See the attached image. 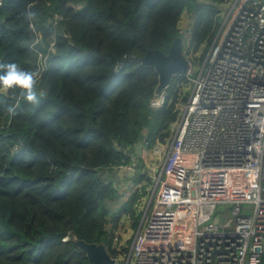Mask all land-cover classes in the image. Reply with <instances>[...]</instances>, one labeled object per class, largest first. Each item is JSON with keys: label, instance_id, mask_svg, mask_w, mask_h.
<instances>
[{"label": "trees", "instance_id": "16d2710c", "mask_svg": "<svg viewBox=\"0 0 264 264\" xmlns=\"http://www.w3.org/2000/svg\"><path fill=\"white\" fill-rule=\"evenodd\" d=\"M230 1H1L0 63L38 69L44 98L35 106L0 90V264H91L74 240L125 263L124 234L137 231L148 195L134 147L170 138L190 84L172 76L165 104L150 109L159 75L141 59L181 37L186 60L201 65ZM25 9L37 12L31 23L17 18ZM131 157L134 175L121 179L139 186L112 210V171Z\"/></svg>", "mask_w": 264, "mask_h": 264}, {"label": "built area", "instance_id": "2783aa9c", "mask_svg": "<svg viewBox=\"0 0 264 264\" xmlns=\"http://www.w3.org/2000/svg\"><path fill=\"white\" fill-rule=\"evenodd\" d=\"M193 73L189 64L170 138L141 141L149 198L125 264H260L264 254V0L226 5Z\"/></svg>", "mask_w": 264, "mask_h": 264}, {"label": "water", "instance_id": "95a60500", "mask_svg": "<svg viewBox=\"0 0 264 264\" xmlns=\"http://www.w3.org/2000/svg\"><path fill=\"white\" fill-rule=\"evenodd\" d=\"M141 62L145 65L152 66L158 73L157 93L168 86L172 76L184 75L189 69V64L182 53L181 37L174 39L166 54L158 50L148 51L141 59ZM141 152L142 144L138 142L134 147V153L136 156H140ZM112 175L116 178H128L134 175V170L121 168L119 170H113ZM74 242L79 250L85 253L86 258L91 264H116V260L111 258L103 245L89 244L82 240H74Z\"/></svg>", "mask_w": 264, "mask_h": 264}, {"label": "clouds", "instance_id": "9594fccd", "mask_svg": "<svg viewBox=\"0 0 264 264\" xmlns=\"http://www.w3.org/2000/svg\"><path fill=\"white\" fill-rule=\"evenodd\" d=\"M37 12L25 9L20 11L19 20L31 23ZM41 73L38 69H26L15 61L0 63V90H18L22 101L38 106L42 103L44 93L40 90ZM17 103H6L3 107L10 116L18 115Z\"/></svg>", "mask_w": 264, "mask_h": 264}, {"label": "rangeland", "instance_id": "374dc122", "mask_svg": "<svg viewBox=\"0 0 264 264\" xmlns=\"http://www.w3.org/2000/svg\"><path fill=\"white\" fill-rule=\"evenodd\" d=\"M187 20H188V16L185 14L184 16H183V18H182V22H181V25H185V23L187 22ZM206 53H207V50H206ZM205 53V54H206ZM199 54V53H198ZM199 55H201V54H199ZM199 66H200V64L197 66V67H193V71H194V73L193 74H191L190 75V78H194V77H196V75H197V72H198V69H199ZM184 76V75H183ZM185 77V76H184ZM186 78V77H185ZM190 87H191V84H189V90H190ZM118 168V167H117ZM115 169V170H118V169ZM143 183V182H142ZM147 184H148V182H147ZM114 185L118 188V192H119V197L117 198V201L115 202V203H113V204H111V209L112 210H114V209H117V206L120 204V203H122V202H124L125 200H126V198L128 197V195L133 191V189L134 188H136L137 186H139V185H137V186H135L133 183H131L129 180H122L121 178L119 179V178H117L115 181H114ZM150 187H152V182L150 181ZM148 198H149V196L147 195L146 197H145V202H144V205H142V208H140L141 210L140 211H142V213H143V210H145V208H146V205H147V201H148ZM124 226H125V220H124V218L121 220V223H120V232H122L121 230H123V228H124ZM134 234H135V231L133 230L132 232H128V233H125L124 234V237H123V239H124V241L125 240H127L126 242H123L122 241V244L123 245H125V246H129V249H130V247H131V244H132V241H133V236H134ZM129 242H130V245H129ZM125 263H126V261H125ZM124 262L122 263V261H116V264H125Z\"/></svg>", "mask_w": 264, "mask_h": 264}]
</instances>
